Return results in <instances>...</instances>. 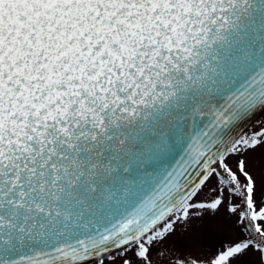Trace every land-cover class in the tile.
Instances as JSON below:
<instances>
[{
  "label": "snow or ice",
  "instance_id": "6c2138e0",
  "mask_svg": "<svg viewBox=\"0 0 264 264\" xmlns=\"http://www.w3.org/2000/svg\"><path fill=\"white\" fill-rule=\"evenodd\" d=\"M0 264H264V0H0Z\"/></svg>",
  "mask_w": 264,
  "mask_h": 264
}]
</instances>
